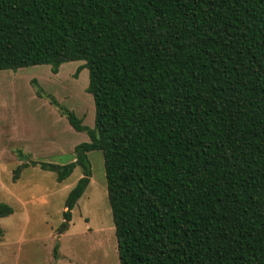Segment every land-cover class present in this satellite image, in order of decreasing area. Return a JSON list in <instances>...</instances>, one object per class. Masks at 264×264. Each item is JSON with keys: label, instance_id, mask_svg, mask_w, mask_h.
Instances as JSON below:
<instances>
[{"label": "trees", "instance_id": "16d2710c", "mask_svg": "<svg viewBox=\"0 0 264 264\" xmlns=\"http://www.w3.org/2000/svg\"><path fill=\"white\" fill-rule=\"evenodd\" d=\"M67 62L93 126L59 112L88 141L29 162L79 168L64 223L99 151L119 264H264V0H0V71Z\"/></svg>", "mask_w": 264, "mask_h": 264}, {"label": "rangeland", "instance_id": "374dc122", "mask_svg": "<svg viewBox=\"0 0 264 264\" xmlns=\"http://www.w3.org/2000/svg\"><path fill=\"white\" fill-rule=\"evenodd\" d=\"M81 64L63 63L55 74L49 66L0 71V204L12 211L0 218V264H119L101 153L87 154L89 183L65 223L63 203L79 168L58 183L54 173L29 165L67 164L73 148L88 141L58 108L92 128L94 107L85 90L87 71H77Z\"/></svg>", "mask_w": 264, "mask_h": 264}]
</instances>
